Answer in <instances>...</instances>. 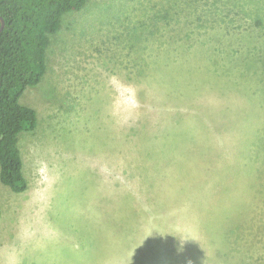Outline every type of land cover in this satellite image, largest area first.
Instances as JSON below:
<instances>
[{"label": "rangeland", "instance_id": "rangeland-1", "mask_svg": "<svg viewBox=\"0 0 264 264\" xmlns=\"http://www.w3.org/2000/svg\"><path fill=\"white\" fill-rule=\"evenodd\" d=\"M254 15L264 21V0H88L67 13L20 99L38 126L18 144L28 190L0 181V264L205 263L216 227L220 264H264Z\"/></svg>", "mask_w": 264, "mask_h": 264}, {"label": "trees", "instance_id": "trees-1", "mask_svg": "<svg viewBox=\"0 0 264 264\" xmlns=\"http://www.w3.org/2000/svg\"><path fill=\"white\" fill-rule=\"evenodd\" d=\"M87 3L88 0H0V18L5 22V27L0 32V181L14 193H24L29 186L23 173V159L18 145L20 135L33 132L38 126L37 112L21 105L20 99L29 87L38 86L46 75L50 36L60 31L63 17L67 13L81 11ZM253 20L259 28L257 38L264 36V21L257 15L253 16ZM1 25L0 21V28ZM193 101L192 112L198 111L195 108L197 101ZM173 111L166 110L165 117H170L169 120L176 125L183 121L186 123L188 117L185 119L180 112ZM162 123V126L168 125L164 119ZM163 128L156 132L155 138L145 137L144 139L148 140L146 143L156 140L160 132H165L166 129ZM173 132L179 133L176 127L168 134ZM145 150L151 149L145 147ZM155 163L156 161L146 165H150L156 172ZM263 171L264 168L259 170L260 173ZM261 176L263 175L259 174L257 177ZM208 212L207 217L202 216L203 219L209 218ZM219 215L220 213L215 217L218 219ZM1 219L0 203V221ZM216 226L217 224L214 227ZM223 236H226L225 232ZM209 240V245H213L209 249L215 253L209 254L208 262L204 263L201 259L198 264H220V252H229L228 249L222 248L217 227L211 232ZM98 248L97 243L94 252Z\"/></svg>", "mask_w": 264, "mask_h": 264}, {"label": "water", "instance_id": "water-1", "mask_svg": "<svg viewBox=\"0 0 264 264\" xmlns=\"http://www.w3.org/2000/svg\"><path fill=\"white\" fill-rule=\"evenodd\" d=\"M0 21H1V28H0V32L3 31L4 27H5V22L2 18H0ZM0 87H1V83H0Z\"/></svg>", "mask_w": 264, "mask_h": 264}]
</instances>
